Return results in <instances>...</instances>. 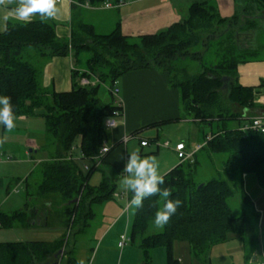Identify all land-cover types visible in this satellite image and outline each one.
Segmentation results:
<instances>
[{"label": "trees", "instance_id": "obj_1", "mask_svg": "<svg viewBox=\"0 0 264 264\" xmlns=\"http://www.w3.org/2000/svg\"><path fill=\"white\" fill-rule=\"evenodd\" d=\"M70 1L69 40L57 38L56 24L48 19L27 24L8 21L0 33V96L10 98L15 118L41 117L52 146L53 155L42 164L34 198L49 202L54 199L61 208L55 213L62 230L69 226L75 227V235L84 233L93 208L113 199L117 187L113 169L105 163L108 153L103 157L99 154L105 140L104 121L114 112L123 113L111 94L114 82L125 73L141 69L167 73L169 85L180 92L183 118L208 128L210 134L204 135L202 147L192 158L180 162L163 177L161 187L170 191V199L180 201L176 213L160 233L147 235L162 200L157 196L145 198L135 210L129 242L141 249L148 263L152 249L162 246L165 263L179 264L173 257V243L177 241L189 245L191 260L210 264L209 254L215 244L226 241L230 234L244 241L253 229L245 211L236 215L229 205L234 197L244 207L250 203L244 192V177L255 176L264 190V133L230 126L232 122L240 123L241 111L254 106L256 92L237 83V66L260 54L261 38L257 35H264L263 21L250 17L264 12V0L231 18H221L210 4L194 3L180 22L137 38L122 36L118 23L111 33L98 35L82 20V5L98 6L103 0ZM28 51L37 53L34 63L24 58ZM67 56L73 58L75 66L72 90L56 93L43 88L42 61ZM206 56L211 57L209 62ZM183 62H200L201 72L189 74ZM83 77H94L99 82L94 86L78 85L77 79ZM101 86L110 97L107 104L99 98ZM77 138L82 154L79 160L72 155ZM210 154L223 155L217 177L196 182L197 168ZM86 162L91 164L87 173L82 169ZM96 171L103 174L102 180L91 186L89 179ZM25 211L0 212V228L24 223ZM253 215L258 221L254 211ZM63 237L52 242H2L0 264H57L63 257L68 259L65 264H78L73 255L75 242L68 246ZM247 243L249 246L255 242ZM254 247L245 246L247 251Z\"/></svg>", "mask_w": 264, "mask_h": 264}, {"label": "crops", "instance_id": "obj_2", "mask_svg": "<svg viewBox=\"0 0 264 264\" xmlns=\"http://www.w3.org/2000/svg\"><path fill=\"white\" fill-rule=\"evenodd\" d=\"M257 1L259 0H103L98 6L82 5L81 18L85 21V13L90 12L89 16H91L94 23L87 24L92 25L98 35L111 33L116 23H118L122 36L137 38L154 35L180 22L185 18L188 7L194 3L210 4L214 6L221 18H231L245 9L256 7ZM19 2L20 0H0V33L4 32L8 21H17L12 15V9ZM57 6L60 8V14L55 19L33 16L31 20H52L56 24L54 30L57 38L69 40L71 35V2L70 0H62L57 3ZM261 28L264 30V21L261 23ZM197 63L200 64V62ZM41 65V84L43 88L51 89L56 93H66L72 90V74L75 66L71 56L53 57L47 61H42ZM262 82H264V43L256 59L237 66V83L242 87L253 88L256 94L254 106L241 111L242 117L240 123H234L236 126L243 128L249 124L252 118H264V86H261ZM113 86L118 91L123 116L116 127L105 130L104 146L109 148L105 163L113 169L116 176V185L126 175L122 169L128 156L132 153L140 154L139 150L142 152L147 150L148 154H157L160 149L171 151L176 156L178 163L174 161V158H171L169 153H165L166 160L160 161L158 165V171L164 177L180 163L175 151L177 144H184L185 151L192 154L191 158L197 152V146L203 144L196 141V143H192V146H187L179 137L175 136L176 129L181 128L184 123L191 121L196 124V122L183 118L180 92L169 85L167 73L152 69L131 71L122 75L114 82ZM14 124L15 126L10 130L0 124V195L4 196V199L0 202V212L11 214L25 211L27 208L25 222L21 223L26 227L25 231L40 234H47L49 231L61 232L62 226L57 217L58 214L55 213L56 203L54 199L49 202L47 199L38 200L34 198L35 187L41 180L42 164L53 155L52 146H49V139L45 134L44 120L39 116H21L14 119ZM236 126L234 125V127ZM209 134L210 132L205 135ZM141 141H146L147 145L142 147L140 145ZM75 143L76 146H79L80 138H77ZM72 155L76 160L82 158L80 151H78V155L72 151ZM103 170L109 172L105 166ZM99 173L100 183L103 174ZM21 186L24 188L23 196L19 197V200H14V202H22V206L12 211H1L6 208L5 204H8L7 202L13 197L12 192ZM121 189L122 191L116 190L115 192L117 194L126 192L130 201L132 193L123 184ZM115 192L113 196H115ZM29 194H31V197L28 196ZM262 207L253 209L258 215L257 224L260 223V213L264 211V204ZM95 208L98 209L99 213L102 212V217L96 225L93 236L95 239H92V241L99 242L101 240L100 244L103 241L106 242L103 248L100 246L95 253L87 254L83 258V264H85L84 262L90 264L91 259L95 264H107V262L115 264L118 256L116 252L109 250V244L117 248L121 255L120 261L122 262L124 259L127 264V260L131 258V251H133L127 250L128 246L136 247L141 251L137 245H132L129 242L130 233L128 234L129 227L131 230L136 208L133 213L124 215L121 202H117L114 198L96 205L93 211ZM60 209L59 206L57 211H60ZM94 216L93 213L89 223L94 221ZM149 226L152 232H147V235L158 234L163 230L156 228L153 222ZM88 227L91 226L88 224ZM2 229L0 228V230ZM261 234L263 235L264 232ZM121 235H125L128 242L123 248H118ZM59 238L60 233L58 238L42 242H52ZM2 242L6 241L0 239V243ZM242 243L245 242L241 240L239 244L242 246L243 260L246 264L247 262L248 264H264V247H262L264 241H260L261 249L256 245V250L250 254H248L249 251ZM174 245L175 243L173 248ZM177 246L186 247L191 259L187 243L179 242ZM139 255L135 252L133 257L138 260ZM176 260L178 261V259ZM208 261L212 264L210 257ZM194 262L202 264V262Z\"/></svg>", "mask_w": 264, "mask_h": 264}, {"label": "rangeland", "instance_id": "obj_3", "mask_svg": "<svg viewBox=\"0 0 264 264\" xmlns=\"http://www.w3.org/2000/svg\"><path fill=\"white\" fill-rule=\"evenodd\" d=\"M89 14H90V12L85 13V21H84V19H83V21L85 23H89V24H90V22L94 23V21L92 20L91 16H89ZM257 36L261 38L260 45L262 46V44L264 43V35H262V33H261V34H258ZM23 55H24V58L28 59L32 63H34L36 61V58H37L36 52L28 51V52L24 53ZM210 60H211V57L206 56L205 61L209 62ZM182 64L188 67L189 74H191L193 76L197 75L199 72H201L200 64H198L197 62H188V63L183 62ZM81 72H84V71H81ZM82 80L85 81L83 83L85 86H88V85L94 86L99 82L98 79L94 78V77H91V79H89V80H88V78L83 77V78L77 79L78 85H81ZM99 98L103 104L109 103L110 97L105 90V86L100 87ZM232 123L233 124H230L231 127H234V125L236 126V124H234V122H232ZM208 132H209L208 128L198 126L197 124L192 123L191 121H188V122L184 123L181 128L176 129V132H175L176 135L175 136L177 138L179 137V139H181L187 146H189V145L192 146L193 145L192 143H196V141L203 143L204 135ZM167 150L168 149H160V151L157 154H148L147 150L144 152L139 150L138 152L140 154H138V155H140L141 158H147V159L155 161L157 166H158L160 161L166 160L165 153H169L171 158H174V161L176 163H178L176 156L173 155V153L171 151H167ZM78 151H80L79 146H76V144H75L73 152H76V155H78ZM201 156H204V159L207 158V156H205L204 153H202ZM220 158H223V155L210 154V158L208 160H205V162L200 164L199 167L197 168L195 181L203 183V182H207L211 178H216L217 174H218V170H220L219 169L220 168V166H219ZM98 164H100V163H98ZM90 166H91V164L89 162H86V164H84V166H82L83 172L87 173L86 168L87 167L90 168ZM99 181H100V173L96 171V172L92 173V175L90 176L89 185L97 186ZM243 182H244L243 183L244 192L247 194L250 203L244 207V204H242V202L239 201L237 197H234L233 199L229 200V205H230L232 211L234 212V214L239 215L240 213H242V211H245V213L249 217V219L251 221V226L253 225L252 226L253 229H252L250 235L243 239L244 240L243 242L246 243L245 246H247V248H249V246H251V247L255 246L253 249H251L252 251H254L257 248L256 245H258L259 249H261L260 241H264V234L263 235L261 234L262 232H264V211L260 213L261 217H260V223L259 224H257L256 215H253V209L255 210V207H256V209L257 208H263L262 205L264 204V190L257 183L255 176H253V175L247 176ZM6 185H7V181H6ZM121 187H122V183L120 180L117 184L116 190L122 191ZM16 190H17V192H16ZM23 193H24L23 186L16 188L12 192L13 197H11L10 200L7 202L8 204H5L6 208L2 209L1 211H3V212L12 211V210H16L20 206H22V202H19V201L14 202V200H19V197L23 196ZM115 193L116 194H115V196H113V198L117 202H119V203L121 202V206H123V209H124L123 214L126 215L127 213L128 214L133 213L135 208L131 207L129 209V207H130L128 204L129 199L126 195V192L121 193V194H124L122 196H119L120 194H117V192H115ZM3 194H5V193L3 192ZM3 199H4V196L0 195V202ZM111 200H113V199H111ZM55 207H56L55 210H57L59 207L57 203H56ZM128 209H129V211H128ZM93 213L95 214V216H94L95 219H94V221L89 223V226H91V227L90 228L88 227L85 230V232L80 234V235L79 234L75 235L74 234V232L76 230L75 227L71 229V227L69 228V226L67 227L66 230H62L61 232L49 231L47 234L29 233L31 231H25L26 227L23 226V224H21V222H19V223H16V225H14V227H10V228L4 227L2 230H0V233L2 235V237L0 239H1V241H6V242H42V241L54 240V239L59 237V233H60V238L64 235L63 240L68 243V246H71L75 242L74 258L78 262V264H83V258L87 254L89 255L91 253H95L99 249L100 246H101V248H103V246L105 245V242H106V241H103V243L100 244L101 240L99 242L92 241V239L93 240L95 239L93 236L95 234L96 225L98 224L99 220L101 221L100 218L102 217V212L99 213L97 208L94 209ZM160 231H158V232H160ZM147 232L151 233L152 232L151 228H149ZM129 233H130V227L128 230V234ZM155 233H157V232H155ZM240 241L241 240H239L237 236L230 234L227 237V240L225 242L215 244L213 246L212 250H210V254H209L210 261H212V264H246V262H244V260H243V252L241 249L242 246H241V244H239ZM247 242H255V243L248 246L249 243H247ZM174 243H175V245L173 248V257L175 258V260L178 259L179 264H196L194 261H192L190 259V256L186 250L187 249L186 247H178L177 244L179 242H177V241H175ZM262 247H264V246L262 245ZM67 249H68V247H67ZM91 249H92V251H90ZM126 249L127 250H133V251H131L132 252L131 258L127 260V264H129V263L130 264H139V263L140 264H166L164 261L165 260V248H163L162 246H157L154 249H152V251L150 253L151 259H150L149 263H148V261L145 260L144 254L141 253V251H139V249H136V247L128 246ZM109 250L111 252L112 251L116 252V255L118 256V258H117L115 264H119L121 262L120 261L121 255L119 254V251L117 250V248L114 247L113 245L109 244ZM61 251L63 252V249ZM135 252H137V254L138 253L140 254L138 260L133 257V254H135ZM248 254H250V253H248ZM67 260L68 259L66 257H63V258L58 260L57 264H65V262ZM92 260L93 259H91L90 264H95V262H92ZM138 261H139V263H138ZM84 263L87 264V262H84ZM34 264H42V263L39 261H35ZM107 264H109V262H107ZM120 264H126L125 260L123 259ZM202 264H204V263H202ZM247 264H248V262H247ZM259 264H262V263H259Z\"/></svg>", "mask_w": 264, "mask_h": 264}, {"label": "clouds", "instance_id": "obj_4", "mask_svg": "<svg viewBox=\"0 0 264 264\" xmlns=\"http://www.w3.org/2000/svg\"><path fill=\"white\" fill-rule=\"evenodd\" d=\"M59 14L60 8L56 0H20L12 9V15L22 24L29 23L33 16L55 19ZM14 119L10 98L0 96V124L10 130L15 126ZM122 170L126 175L122 177L121 183L132 193L129 201L131 207H141L143 200L151 196H157L162 200V206L154 213L153 224L156 228L163 229L170 217L176 213L180 201L170 199V191L161 187L164 178L159 173L156 162L132 153Z\"/></svg>", "mask_w": 264, "mask_h": 264}, {"label": "built area", "instance_id": "obj_5", "mask_svg": "<svg viewBox=\"0 0 264 264\" xmlns=\"http://www.w3.org/2000/svg\"><path fill=\"white\" fill-rule=\"evenodd\" d=\"M61 1L62 0H56V3L61 2ZM70 2L72 3V1H70ZM84 6H88L87 3L84 4ZM106 7H108V5H106ZM84 82L85 81L82 80L81 85H84L83 84ZM111 94L116 100L115 104L117 106L122 107L121 101H120L119 96H118V91H117V89L114 88V86L111 89ZM122 116H123V113H120V112L112 113V115L110 117H108L103 123L104 130H110V129L116 127L120 123ZM247 129L264 133V118L263 117H255V118L251 119L249 124L242 128V130H247ZM209 139H210V136H208L207 140H209ZM140 145L142 147H144L147 145V142L141 141ZM164 146L166 147L167 145H164ZM201 147H202V145L197 146L196 151L199 150ZM175 151L177 153V157H178V160L180 162H184V161L189 160L191 158L192 154H189L187 151H185V146L182 143L177 144L175 146ZM108 152H109V148L107 146H103L101 148L99 154H100V156L103 157ZM122 195H124V194H120L119 196H122ZM127 242H128L127 237L125 235H121L119 237V241H118V248H123L127 244Z\"/></svg>", "mask_w": 264, "mask_h": 264}, {"label": "water", "instance_id": "obj_6", "mask_svg": "<svg viewBox=\"0 0 264 264\" xmlns=\"http://www.w3.org/2000/svg\"><path fill=\"white\" fill-rule=\"evenodd\" d=\"M250 18L253 19V20H257V21H264V12L260 13L257 16H252Z\"/></svg>", "mask_w": 264, "mask_h": 264}]
</instances>
